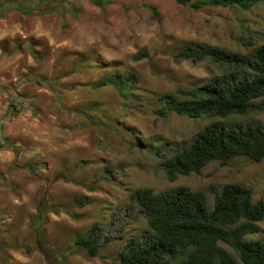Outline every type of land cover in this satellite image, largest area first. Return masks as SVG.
Wrapping results in <instances>:
<instances>
[{
  "label": "rangeland",
  "instance_id": "rangeland-1",
  "mask_svg": "<svg viewBox=\"0 0 264 264\" xmlns=\"http://www.w3.org/2000/svg\"><path fill=\"white\" fill-rule=\"evenodd\" d=\"M105 1L0 0V264H116L126 242L146 227L129 199L138 187L200 190L209 209L211 188L227 183L264 200V159L211 162L174 182L160 165L207 124L264 125V112L154 114L156 97L229 71L207 58L173 55L190 45L248 53L264 43V4L196 10L173 0ZM128 73L136 78L120 87L128 97L112 85L97 87ZM57 173L69 181L53 182ZM43 192L50 200L39 242L30 223ZM95 223L109 242L101 240L97 257L73 252ZM259 226L253 238L264 240V221Z\"/></svg>",
  "mask_w": 264,
  "mask_h": 264
},
{
  "label": "trees",
  "instance_id": "trees-1",
  "mask_svg": "<svg viewBox=\"0 0 264 264\" xmlns=\"http://www.w3.org/2000/svg\"><path fill=\"white\" fill-rule=\"evenodd\" d=\"M91 1L98 6L106 2ZM173 1L196 10L206 6L248 10L264 4V0ZM151 10L155 12L153 7ZM248 44L252 45V42L248 40ZM173 56L190 61L207 58L211 63L227 66L229 71L210 77L193 88H175L156 97L159 107L154 114L158 117L174 113L190 119L225 118L264 112V101L256 103L264 98V43L245 54L190 45ZM144 57L146 54L142 53L132 59ZM135 82L134 74L128 73L120 77L112 74L96 84L97 87L112 85L120 95L128 97L132 95L130 91L125 94L120 87H132ZM7 146L17 149L11 143ZM157 155L161 156V152ZM239 158L253 163L264 159V125L251 121L244 126L227 127L217 121L211 122L177 152L162 158L160 165L166 179L174 182L179 175L201 174L211 162L225 164ZM58 180L68 182L69 178L57 173L53 182ZM211 191L214 200L209 209L204 193L186 186L160 192L147 187L133 189L130 202L145 218L146 227L139 237L126 242L117 255L116 264H264V240L253 238L261 232L259 223L264 221V200L253 201L252 190L240 184L227 183L218 190L211 188ZM46 194L43 192L38 200L36 214L30 223L39 242L44 240L43 228L50 200ZM102 239L103 244L109 242L108 236L102 237L100 225L92 224L86 236L75 242L72 251H84L90 257H97ZM40 247H43L42 243ZM44 251L43 248L41 252Z\"/></svg>",
  "mask_w": 264,
  "mask_h": 264
}]
</instances>
